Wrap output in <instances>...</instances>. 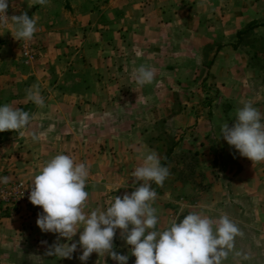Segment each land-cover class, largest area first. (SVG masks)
I'll use <instances>...</instances> for the list:
<instances>
[{
    "label": "crops",
    "instance_id": "crops-1",
    "mask_svg": "<svg viewBox=\"0 0 264 264\" xmlns=\"http://www.w3.org/2000/svg\"><path fill=\"white\" fill-rule=\"evenodd\" d=\"M173 1L150 0L147 3L143 13L153 26L152 32L136 36L130 49L115 47L110 49L108 56L93 57V68L99 76L93 85L100 89L102 76L109 72L110 76L112 73L115 75L116 81L112 83L115 87L112 89H116L120 72L125 74V89L138 87L133 76L137 66H143L145 61L150 68L155 67L151 68L155 77L151 84L141 86V89L148 90L153 86L164 89L165 85L172 89H187L192 94L195 92L198 100H184L182 95L177 105L169 101V110L144 111V128H132L131 125L130 132L124 135L104 133V137L108 135L104 146H94L92 156L77 161L85 163L89 169L85 187L89 196L85 211L106 210L115 196L131 194L137 186L133 173L142 164L141 154L152 151L170 173L163 186L152 183L157 193L152 205L158 217L157 228L164 230L172 219L179 221L190 211L199 212L214 221L227 215L242 235L235 238L234 247L222 264H264V162H252L241 157L220 136L221 126L225 123L231 126L236 111L244 104L251 103L264 113V85L258 81V72L247 65L239 49L235 53L236 48L225 47L219 51L217 48L216 59L213 60L214 54L210 52L207 59L208 44L204 41L211 39L213 33L221 40L228 36L230 15L221 12L225 9L222 4L218 12L211 9L209 2L182 4V10L191 11L188 19L184 20L172 11L171 7H176ZM198 9L201 10L198 12ZM250 22L251 19L245 23ZM182 23L193 25V30L180 33L178 27ZM215 24L220 25V30L211 27ZM200 25L209 27L200 29ZM181 39H189L199 47L191 50L190 54L188 48L179 50L168 43ZM139 42H143L142 45H137ZM140 94L142 100L150 99L148 93L141 91ZM126 119L133 121L137 118L126 116ZM112 136H123L124 139L112 140ZM150 136L154 140L150 141ZM166 136L173 142L169 150L164 145ZM176 156L182 159L177 166L173 161ZM185 157L191 159L188 173L184 171ZM7 211L0 216V264H82L79 246L71 259L48 254L51 246L64 240H57V234L41 232L36 225L37 215L21 208ZM78 238L79 232L73 241ZM114 245V251L129 255L128 264H134L131 246L124 243L119 229ZM85 264L117 262L107 254L98 256L92 253Z\"/></svg>",
    "mask_w": 264,
    "mask_h": 264
},
{
    "label": "rangeland",
    "instance_id": "rangeland-1",
    "mask_svg": "<svg viewBox=\"0 0 264 264\" xmlns=\"http://www.w3.org/2000/svg\"><path fill=\"white\" fill-rule=\"evenodd\" d=\"M149 1L47 0L41 5L37 0H9L7 17L0 18V105L8 104L28 112L30 122L20 130L0 133V177L8 178V182L0 186L20 181L31 184L41 167L57 154L71 155L76 162L83 161L92 156L94 146H104L108 136L104 137V133L124 135L130 132L131 125L144 128L142 116L146 110H169V101L177 105L182 95L184 100H198L195 92L166 85L164 89L153 86L147 90L136 84L138 87L125 89V74L120 72L116 89H112L115 75L110 76L109 72L102 76L100 89L93 85L99 80L93 68V57L108 56L110 49L115 47L130 49L136 36L152 32L153 26L143 13ZM199 1L209 2L216 12L222 4L225 9L221 12L230 15L228 36L221 40L213 33L211 39L204 41L208 44L207 59L209 52L214 54L213 60L216 59L217 48L218 51L225 47L236 48L235 53L239 49L264 85V0H175L176 7L171 9L176 16L187 20L191 11L182 10V4ZM22 13L37 18L36 32L31 40L18 41L13 37L12 17ZM246 19L252 22L245 23ZM193 27L182 23L178 29L186 33ZM199 27L208 29L209 25ZM211 27L220 30V25ZM168 43L179 50L188 48L189 52L199 47L189 39ZM143 67L150 68V65L143 61ZM36 85L45 102L43 107L28 99L29 91ZM141 91L148 93L150 99L142 100ZM176 110L179 113V107ZM126 116L137 119L130 121ZM114 136L112 140L124 139ZM151 140L154 137L150 136ZM172 143L171 137L166 136L165 149L169 150ZM176 157L173 161L177 166L182 159ZM183 162L186 164L184 171L188 173L191 159L185 157ZM15 208L0 203V216Z\"/></svg>",
    "mask_w": 264,
    "mask_h": 264
},
{
    "label": "clouds",
    "instance_id": "clouds-1",
    "mask_svg": "<svg viewBox=\"0 0 264 264\" xmlns=\"http://www.w3.org/2000/svg\"><path fill=\"white\" fill-rule=\"evenodd\" d=\"M41 5L47 0H37ZM9 0H0V18H6ZM16 40H31L36 32L37 18L21 14L12 17ZM154 69L139 67L133 79L139 86L151 84ZM28 99L44 106L38 85L28 93ZM30 115L8 104L0 105V133L17 131L29 125ZM223 140L241 157L252 162H264V113L246 103L236 111L235 121L225 123L220 130ZM142 164L135 168L137 182L131 194L115 196L106 210L86 212L89 193L85 190L88 166L77 163L71 155L57 154L49 159L34 176L28 199L40 206L36 225L44 233L57 234L63 243L51 246L49 255L71 259L77 247L82 250V264L92 253L105 254L117 264H128L129 255L114 251L116 231H121L124 243L131 246L134 264H222L234 247L235 238L242 235L227 215L217 220L190 211L181 220L159 230L156 209L152 206L157 193L152 183L163 186L169 176L155 152L141 154ZM8 178L0 177L6 184ZM79 232L77 241L73 238ZM71 242V243H69Z\"/></svg>",
    "mask_w": 264,
    "mask_h": 264
},
{
    "label": "built area",
    "instance_id": "built-area-1",
    "mask_svg": "<svg viewBox=\"0 0 264 264\" xmlns=\"http://www.w3.org/2000/svg\"><path fill=\"white\" fill-rule=\"evenodd\" d=\"M30 183L14 182L9 186H0V203L29 211L38 216L42 212L40 206L30 203L28 196L30 193Z\"/></svg>",
    "mask_w": 264,
    "mask_h": 264
},
{
    "label": "trees",
    "instance_id": "trees-1",
    "mask_svg": "<svg viewBox=\"0 0 264 264\" xmlns=\"http://www.w3.org/2000/svg\"><path fill=\"white\" fill-rule=\"evenodd\" d=\"M242 33H240V35H241Z\"/></svg>",
    "mask_w": 264,
    "mask_h": 264
}]
</instances>
